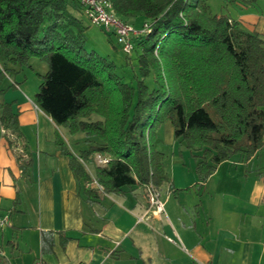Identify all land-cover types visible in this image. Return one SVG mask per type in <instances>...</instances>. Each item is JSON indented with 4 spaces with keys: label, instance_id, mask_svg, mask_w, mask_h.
<instances>
[{
    "label": "trees",
    "instance_id": "1",
    "mask_svg": "<svg viewBox=\"0 0 264 264\" xmlns=\"http://www.w3.org/2000/svg\"><path fill=\"white\" fill-rule=\"evenodd\" d=\"M111 1L123 20L142 15L150 24L135 40L131 80L109 56L87 49L90 22L79 1L0 0V61L5 70L34 56L48 63L35 101L58 127L56 141L88 198L170 181L158 148L168 120L175 139L196 151L200 185L223 161L264 149L263 35L214 13L206 0ZM12 104L0 103V123L23 135ZM63 130L84 134L86 146L74 152ZM98 155L108 160L98 164ZM57 233L63 246L75 238ZM54 235L42 232L44 254ZM0 264L10 262L0 257Z\"/></svg>",
    "mask_w": 264,
    "mask_h": 264
},
{
    "label": "crops",
    "instance_id": "2",
    "mask_svg": "<svg viewBox=\"0 0 264 264\" xmlns=\"http://www.w3.org/2000/svg\"><path fill=\"white\" fill-rule=\"evenodd\" d=\"M206 1L218 7L214 13L264 36V0ZM3 74L12 86L1 83L0 103H13L23 135L6 132L0 123V213L11 214L0 233V257L10 264L38 258L43 264H264V149L223 161L197 192L198 177L179 185L177 196L170 181L163 183L166 211L158 215L146 213L149 193L141 185L88 198V185L78 183L56 141L58 127L35 101L37 88L5 69ZM63 136L76 153L86 146L82 133L71 135L77 148ZM96 162L103 164L98 157ZM44 230L55 231L48 254L41 247ZM60 230L75 238L63 246Z\"/></svg>",
    "mask_w": 264,
    "mask_h": 264
},
{
    "label": "rangeland",
    "instance_id": "3",
    "mask_svg": "<svg viewBox=\"0 0 264 264\" xmlns=\"http://www.w3.org/2000/svg\"><path fill=\"white\" fill-rule=\"evenodd\" d=\"M218 7L213 6L211 9L214 12H217L216 10ZM128 22L134 24L136 27H141L142 24L145 22L144 16H136L134 18H131L128 20ZM88 34V42H87V49L88 50H95L96 52L109 56L112 60L115 61L117 68L119 70H123L122 62L125 64V73L127 74V79L131 80V76L133 73L132 68L137 67V54L139 50H134L131 54H126L121 50L115 48L113 42H115V38L112 34L101 28V26L90 24V27L87 31ZM110 39V40H109ZM116 44V42H115ZM118 45V44H116ZM30 59L29 63L26 65H23L22 67H18L12 64H9L11 69H8L7 71L15 75L18 82L21 84L23 81H26V85L31 88H34V90H38L39 85L42 80V75L46 73L48 70V63L42 59L35 58V60ZM4 63L0 61V86L1 83L4 84L5 82H8V85L12 86V82L5 77L4 72ZM151 77L147 78V83L149 86L152 85ZM33 86V87H32ZM1 90V89H0ZM172 122H165L161 128L158 131V137L160 138V142L158 144V148L164 152V166L167 167L170 182L172 183V189H177L179 185H191L197 180V172H196V151L189 148L185 141H182L180 139H175L174 136V127L171 124ZM169 125H172L171 127ZM65 135H69L70 142L74 148L78 147V143H76L75 138H71V134L67 131H63ZM80 134V133H79ZM168 135H173L172 141L169 140ZM94 164L92 163L90 165V168L93 169ZM167 173V174H168ZM199 178V177H198ZM198 183V182H197ZM194 183V191L197 192V190L200 189V184ZM179 189L176 190V194L178 193ZM194 193V192H193ZM197 194V193H196ZM194 193V196L196 195ZM168 195L167 189L164 188L163 191H161V198L165 199V196ZM192 195V194H190ZM202 198V196H201ZM162 199V200H163ZM166 210L162 211L161 213H164ZM159 213V214H161ZM158 215V214H157ZM166 218V217H165ZM163 233V232H162ZM166 237H171L174 241L173 237L176 238L175 234L172 237L171 235H166ZM173 241V242H174ZM145 259V258H143Z\"/></svg>",
    "mask_w": 264,
    "mask_h": 264
},
{
    "label": "built area",
    "instance_id": "4",
    "mask_svg": "<svg viewBox=\"0 0 264 264\" xmlns=\"http://www.w3.org/2000/svg\"><path fill=\"white\" fill-rule=\"evenodd\" d=\"M84 7L85 17L90 24L101 26L104 30L112 34L116 44L126 54H131L135 49V40L147 33L150 29V24L145 21L141 27H136L134 24L123 20L114 11L111 0H77ZM102 163H105L108 158L97 156ZM149 207L146 213L159 214L165 209V203L161 198V192L154 186L152 182L148 184ZM143 217H141L142 220ZM11 222V214L9 211L0 213V233L1 230ZM170 241H174L168 237ZM1 240V238H0ZM120 241H117V245ZM1 256V246H0ZM34 264H43L41 258L36 259Z\"/></svg>",
    "mask_w": 264,
    "mask_h": 264
}]
</instances>
